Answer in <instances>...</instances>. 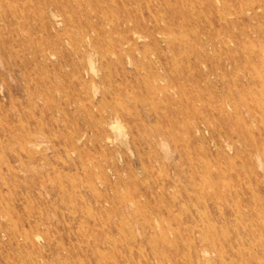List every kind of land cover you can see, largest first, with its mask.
Wrapping results in <instances>:
<instances>
[{
	"label": "rangeland",
	"instance_id": "rangeland-1",
	"mask_svg": "<svg viewBox=\"0 0 264 264\" xmlns=\"http://www.w3.org/2000/svg\"><path fill=\"white\" fill-rule=\"evenodd\" d=\"M262 15L0 0V264H264Z\"/></svg>",
	"mask_w": 264,
	"mask_h": 264
},
{
	"label": "bare ground",
	"instance_id": "bare-ground-1",
	"mask_svg": "<svg viewBox=\"0 0 264 264\" xmlns=\"http://www.w3.org/2000/svg\"><path fill=\"white\" fill-rule=\"evenodd\" d=\"M209 6H210V5H209ZM213 6H214V5H213ZM210 7H212V6H210ZM210 7H209V8H210ZM258 8H259V7H258ZM261 10H262V9H261ZM261 10H260V11H261ZM252 12H253L254 14H257V12H259V11H256L255 8H253V9H252ZM254 14H253V15H254ZM262 16H264V15H262ZM253 17H254V16H253ZM259 18H260V17H259ZM259 18H257V19H259ZM261 18H262V17H261ZM262 19H263V18H262ZM82 169H83V168H82ZM163 184H164V183H163Z\"/></svg>",
	"mask_w": 264,
	"mask_h": 264
}]
</instances>
